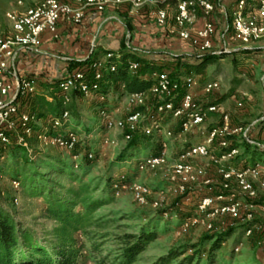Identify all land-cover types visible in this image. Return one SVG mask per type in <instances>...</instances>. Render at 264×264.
Segmentation results:
<instances>
[{
    "label": "rangeland",
    "instance_id": "obj_1",
    "mask_svg": "<svg viewBox=\"0 0 264 264\" xmlns=\"http://www.w3.org/2000/svg\"><path fill=\"white\" fill-rule=\"evenodd\" d=\"M12 3L13 0H0V30L8 29L6 13L10 11L9 7ZM231 25L230 16L226 17L225 23L217 25L214 51L220 53L225 50V52L230 53L250 50L256 54L245 56L243 53L238 55V58L235 59L238 61V66L234 64L232 59L211 64L202 74L194 76L196 78L193 88L195 110L215 105L217 112L213 114L216 116H208L207 120L191 134L174 140L168 151V161L162 166L138 172L135 165L136 158L117 164L118 158L131 141L124 140V133L121 131H107L104 137L100 133H95L88 140L85 139L82 128L84 126L96 127V124H102L101 118L97 119V117L103 106L88 105L84 100V102L76 101L74 103L76 105L75 113L78 114L79 119L75 121L76 119L73 118L72 128L78 134L79 139L84 141L82 149L88 148L89 152L97 155L95 161L88 165L87 173L83 176L84 182H91L92 186L101 184V189H103L105 181L110 176L128 175L133 178V181L152 189V194L148 197L145 205L136 203L132 194L126 192L116 198L112 204L97 211L95 215L97 218L102 219L103 222L110 220L111 223L106 229H95V231L111 235L108 237V241H103V239L95 241L104 244L99 253L92 250L94 242L86 238H79V244L84 245L79 264H116L114 257L117 255L120 245L115 235L133 232L134 229L128 226H136L148 221L158 216L159 212L162 211H165V221L170 222L169 230L160 235L159 239L148 247L140 256L137 264H152L154 260L164 256L172 248L183 245H198L202 243L205 237L226 233L230 229H235V235L216 253L214 264H264V187L261 186L264 183V176L259 180H251L256 196L254 199H250L241 191L236 180H232L228 188L224 189L221 174L224 165L233 162L239 154L244 152L243 138L261 145V150H264V39L247 46V48L229 40L224 42L223 34L227 29H230ZM167 29L169 34L180 39L172 20L169 21ZM194 51L196 54L199 53L195 48ZM181 53H183L181 50L176 52L177 55ZM158 59L170 64L169 67L176 63L175 61L170 62L171 57L168 56ZM170 72H175V69L172 68ZM16 75L19 80H36L33 78L34 75L25 78L20 76L18 71ZM184 79L182 78L180 81L183 82ZM213 82L219 84L218 88L210 93L205 92V86ZM105 103L111 105L110 110L112 112L117 111L114 114L118 118L124 117L128 112L125 98L112 99L109 97ZM154 103V98L148 96L144 108L146 110L144 115L147 116V119L153 114L152 105ZM225 117H228L227 124L232 130L242 128V133L231 138L226 146L220 145V139L214 140L206 157L190 160V163L200 168L203 174L198 177L196 184L188 187L183 197L164 193L168 188L170 174L180 153L187 148V145L192 146L197 141L204 142L213 129L224 124ZM177 122L178 120L171 116H161L159 119L160 128L163 130L171 129L174 132L173 127L176 126ZM35 126L39 129L38 132L42 133L48 132L51 128L49 121L36 123ZM212 126L215 127L210 130ZM106 140L108 141L107 144L105 143ZM31 144L32 161L37 162L40 166L44 165L38 162L39 158L48 153L59 155L70 161L75 160L69 151L53 147L47 148L37 141ZM145 144L138 149L140 158L151 156L159 149L158 138L149 139ZM233 145L239 146L237 155L225 158L218 157V153ZM82 156L83 154L76 160L80 161ZM243 166L242 163L236 167L243 169ZM10 172L11 160L7 157L0 159V205L12 214L22 228H29L42 239H45L44 236L56 224L43 216L45 206L42 200L25 198L20 187L18 189L12 187ZM81 175L82 173H79V176ZM54 179L57 182L60 181L57 177ZM207 181H209L208 185L205 184ZM65 183L66 185L69 184L68 182ZM225 192L227 195H224ZM220 195L223 198L216 199L218 204H240V211L237 215L207 218L199 217L196 214V208L203 198H218ZM14 199L18 200L17 204L13 203ZM126 214L133 215V219H123ZM181 215H184L186 221L183 226H179ZM248 223L253 224L254 227L250 233L244 235L241 232V227ZM210 248L211 243H206V253ZM201 264H207L206 257H203Z\"/></svg>",
    "mask_w": 264,
    "mask_h": 264
},
{
    "label": "built area",
    "instance_id": "obj_2",
    "mask_svg": "<svg viewBox=\"0 0 264 264\" xmlns=\"http://www.w3.org/2000/svg\"><path fill=\"white\" fill-rule=\"evenodd\" d=\"M18 7L23 6L22 0H14ZM164 0H38L35 6L24 12L11 11L6 18L11 25L8 34L0 32V145L6 147L10 144L9 134H14L17 143L25 147L27 140L37 136L38 142L44 147H53L60 150L72 151L79 136L72 132L66 135H55L64 123L69 121L70 115L64 112L58 118L49 120L51 126L48 132H36L33 128L37 122L30 113V101L36 94L37 83L34 80H19L15 83L6 81L7 76H15L10 69V61H14L17 51L21 49L37 50L42 45V37L45 33L57 36L58 25L61 18L74 24H81L89 11L104 12L107 8H119L127 5L132 11H138L146 7L155 8L152 16L160 26L169 24V14L160 5ZM256 5L251 9V0H239L237 9L232 15L231 33L234 43L249 46L264 39V0H252ZM200 12L204 17V24L199 29H194L195 15ZM215 6L212 0H177L176 11L172 20L180 39L190 43L199 53L206 54L215 49L216 25L213 21ZM113 57L108 53L104 59L97 60L84 69H79L59 84L60 94L65 102L70 101V95L78 90L84 100L95 99L101 104L108 100L107 95L98 94L102 80V68L104 63ZM140 65L132 63L130 71L134 74ZM114 70V68H113ZM155 83L147 92H138L126 97L128 112L122 117L115 116V112L102 108L99 112L102 124L107 131H121L124 140L132 141L135 134H143L147 137L159 139V153L151 155L136 164L138 172L147 169H155L168 161V151L171 143L177 138L185 137L199 128L208 117V114L217 112V107L209 106L206 109L195 110L193 88L196 78L189 77L184 80L185 95L177 100L180 84L171 79L169 73L163 72L155 75ZM218 83L213 82L205 86V92L218 88ZM148 96L154 98L152 115H144ZM177 100V102H176ZM143 108L142 111L139 109ZM161 116H171L181 122L180 132L176 134L171 129L160 128ZM228 117L220 127L213 129L207 139L199 144L183 150L177 163L174 165L168 188L164 191L173 196H183L190 185L196 184L197 179L203 174L200 168L193 166L190 160L206 157L210 151L211 143L220 139V145L226 146L231 138L240 135L242 128L231 129ZM106 140V144H107ZM234 149L229 154L222 156L231 157L237 155ZM77 157H74L76 159ZM224 181L223 187L227 189L232 180H236L241 191L250 199H254L256 192L251 180H259L264 176V163H257L253 167L238 169L230 167L221 170ZM205 184H209L207 181ZM264 187V183L261 184ZM12 187L18 189L19 183L12 181ZM115 197L130 192L136 203L145 205L152 189L133 181L128 184H116L114 186ZM205 197L198 204L196 214L199 217L212 218L224 215H237L240 204H218L222 199ZM217 199V200H216ZM18 203V200H15ZM249 230L247 233H250Z\"/></svg>",
    "mask_w": 264,
    "mask_h": 264
},
{
    "label": "trees",
    "instance_id": "obj_3",
    "mask_svg": "<svg viewBox=\"0 0 264 264\" xmlns=\"http://www.w3.org/2000/svg\"><path fill=\"white\" fill-rule=\"evenodd\" d=\"M165 3L175 4L177 0H166ZM161 8H163V4H161ZM243 53L245 56L256 54L250 50L230 53L225 52V50L220 53L213 50L206 54L195 53L192 56L175 57L173 59L176 63L169 67L141 58L128 50H122L113 54V57L104 63L98 94L108 95L114 90L116 95L127 97L134 93L147 92L156 81L155 75L167 72L171 79L181 86L177 98L179 100L186 93L184 81H180L182 78L187 79L200 75L209 65L220 63L226 59H232L234 64L238 66V61L235 59ZM95 61H97L95 58L90 57L84 64L74 62L70 63L69 67L70 70L83 65L88 67ZM132 63L140 65L136 74L130 71ZM172 68L175 69V72H170ZM63 80L41 84L30 101V113L37 123H45L52 118L60 117L64 112H68L69 121L64 123L55 135H66L67 132L77 134L72 128V121L79 119L78 114L75 113L76 105L74 103L84 100V97L78 90H74L70 95V101L65 102L59 91V84ZM139 110L142 111L143 108ZM208 116L216 115L208 114ZM180 125L181 122L178 121L174 128L176 134L180 132ZM214 127L212 126L210 130ZM33 128L37 135L39 129L35 125ZM82 131L85 139L88 140L95 133H100L104 137L107 129L103 124L98 123L96 127L84 126ZM9 136L10 144L6 147L0 145V159L7 157L11 160L10 176L12 181L19 183L25 198L43 201L45 206L43 216L45 219L53 221L56 226L44 236L45 239H42L31 229L22 228L12 214L0 205V264H79V258L84 248V245L79 244V238H86L94 242L92 250L99 253L104 244L95 241L99 239L108 241L107 239L111 234H101L95 229H106L111 221L103 222L95 215L99 209L115 201L114 186L116 184L131 183L133 178L128 175L110 176L105 181L103 189H101V184L92 186L91 182H84L83 176L86 175L88 165L95 161L97 155L89 152L88 148L82 149L84 147L83 140L79 139L75 148L70 151L72 157L78 158L83 154L80 161L76 160L77 158L70 161L59 155L48 153L39 158L38 162L44 165L40 166L37 162L32 161L31 156V143L38 142L37 136L27 140V147L18 144L14 134H9ZM149 139L152 137L139 133L135 134L118 158L117 164L136 158V165L137 162L146 159L147 157H139L138 149L140 146L146 145L145 143ZM242 142L244 152L239 154L233 162L224 165L223 168H237L236 166L242 163L244 164L243 168H249L257 163H264V150H261V145L249 142L245 138L242 139ZM189 147L190 145H187V148ZM234 149L238 150L239 146H230L217 155L222 157ZM158 153L157 150L151 155L155 156ZM79 173L82 175L79 176ZM55 177L60 181L57 182ZM65 182L69 184L66 185ZM224 195H227V192ZM164 213L165 211L159 212L158 216L136 226H128L134 229L133 232L115 235L120 245L118 253L114 257L116 264H137L140 256L148 247L155 243L160 235L169 230L170 222L165 221ZM133 217V215L126 214L123 219L130 220ZM184 219V215H181L179 226L185 224ZM161 223H163L162 228L160 227ZM253 227L254 225L251 223L243 225L241 232L245 235ZM235 232V229H230L226 233L207 236L198 245H183L172 248L167 254L154 260L152 264H201L203 257H206L207 264H214L216 253L235 235ZM206 243H211V248L207 253L205 250Z\"/></svg>",
    "mask_w": 264,
    "mask_h": 264
},
{
    "label": "crops",
    "instance_id": "obj_4",
    "mask_svg": "<svg viewBox=\"0 0 264 264\" xmlns=\"http://www.w3.org/2000/svg\"><path fill=\"white\" fill-rule=\"evenodd\" d=\"M238 1L212 0L215 6L212 19L216 29L217 25L225 23L226 17L230 16L232 19L233 12L237 9ZM37 2L38 0H24L23 6L18 7L13 0L12 5L9 7L10 11H7V13L11 11L24 12L35 6ZM165 2L166 0L162 3L163 8L168 11L169 19L173 20L177 3ZM255 6L251 0V9H255ZM154 10L155 8L146 7L138 11H132L127 5L119 8L109 7L104 12H87L81 24H74L61 18L56 37L50 33H45L39 49H21L17 51L15 60L10 61V69L15 76H7L6 81L14 84L17 78L16 72L18 71L20 76L25 78L34 75L33 78L36 79L34 81H36L37 89H39L43 83L50 84L66 79L75 71L87 67V65H83L70 70V63L84 64L90 57L102 60L108 53L116 54L122 50H128L141 58L166 66L170 64L163 62L164 60L162 59L159 60V57H171L170 62H172L174 61L172 58L195 54L194 48L190 43L175 38L169 34L167 26H160L155 21L152 16ZM6 21L8 29L0 30V32L8 34L11 30V25L7 18ZM204 21L203 15L197 12L194 29L201 28ZM222 39L224 42L226 40L233 42L231 27L226 30ZM180 50L183 53L177 55L176 52ZM107 96L108 99L109 97H112V99L120 97L116 95L114 90ZM121 98L126 100V97ZM80 101H86L88 105L103 106L102 108L111 111V105L101 104L95 99L89 101L79 100L78 102ZM114 112L117 111L114 110ZM97 119H100V117H97ZM201 142L197 141L192 146Z\"/></svg>",
    "mask_w": 264,
    "mask_h": 264
}]
</instances>
